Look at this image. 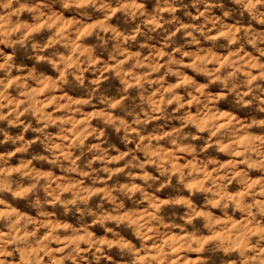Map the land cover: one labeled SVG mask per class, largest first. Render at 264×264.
<instances>
[{
  "label": "clouds",
  "instance_id": "clouds-1",
  "mask_svg": "<svg viewBox=\"0 0 264 264\" xmlns=\"http://www.w3.org/2000/svg\"><path fill=\"white\" fill-rule=\"evenodd\" d=\"M0 264H264V0H0Z\"/></svg>",
  "mask_w": 264,
  "mask_h": 264
}]
</instances>
